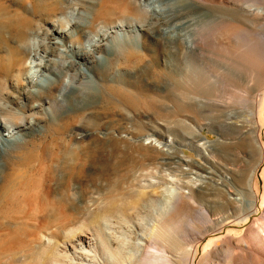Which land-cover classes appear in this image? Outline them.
Returning a JSON list of instances; mask_svg holds the SVG:
<instances>
[{"label":"rangeland","instance_id":"374dc122","mask_svg":"<svg viewBox=\"0 0 264 264\" xmlns=\"http://www.w3.org/2000/svg\"><path fill=\"white\" fill-rule=\"evenodd\" d=\"M54 1L0 0V118L15 125L33 120L32 126L21 130V139L8 147L1 159L4 172L0 176V264H42L52 255L62 258L59 264H79L77 255H81L84 248L91 253L90 258L84 260L85 264H116L120 260L116 250H122L121 243H126L127 251L132 250L131 245L136 239L135 223L125 217L118 219L117 225L122 230L116 241L107 239L105 231L110 233L107 226L112 224L108 218L101 220V231L86 226L87 230L83 232L81 225L89 223L85 213L91 210L127 207L143 189L142 178L158 184L154 189L147 188L148 193L155 192L156 201L145 204L143 217L149 228L157 223L156 230L161 239L182 245L186 238L199 241L202 252L206 244L215 239L214 250L217 246L228 245L229 236L236 237L248 226L264 219L263 153L251 128L241 133L225 121L226 112L249 106L257 77L252 71H243L238 56L227 51L217 38L225 23H206L205 15L196 10L187 11L175 20L188 21L186 30H200L208 49L203 69L215 72L217 77L208 72L203 79L191 76L180 82L160 78L157 72L167 59V50L178 49L177 46L183 43L154 41L145 33L141 45L122 38L112 54H108L106 46L99 50V55L109 57L110 72L121 70L122 75L113 78L101 70L96 75V64L88 63L90 74L96 79L100 77L98 83L102 89L94 109L85 108L88 104L84 105L81 98H76L78 93L73 91H61V95L51 92L48 98L40 101L41 107L32 108L36 103L33 97L17 99L10 89L16 61L11 49L14 44L7 43L5 35L16 24L49 21V14L54 12ZM194 1L204 7H213L224 18L234 17L240 29L239 36L249 28L244 23L245 17L241 14L239 18L237 11L245 15L261 12L256 6H264V0H235L236 5L228 1ZM128 4L126 0H98L96 15H112ZM81 7L87 8L85 4ZM229 9L235 12L234 16L228 13ZM135 11L136 8L128 7L126 15ZM125 19L116 16L109 21ZM261 29L255 28L258 32ZM108 43L110 40L107 39L105 44ZM182 56L180 52V58ZM135 67L140 68L138 74L130 72ZM77 68H86V65L79 61L65 75H71ZM85 80L81 78L77 85ZM10 109L16 113L8 111ZM159 142L170 145L157 147L155 143ZM99 143L108 149L99 154V163L93 160L89 167L87 159L96 153L85 145ZM180 160H188L186 162L193 167ZM166 161L171 162V167H162ZM241 161L245 165L242 166ZM257 164L261 178L254 204L248 180ZM208 166L215 170L217 178H229L231 186L225 187L224 191L213 190L210 195L195 187L197 199L186 212L192 219L188 223L184 216L164 215L162 210L170 206L166 205L167 190L183 187L180 185L191 177L200 179V175L205 176L201 169ZM178 167L189 176L180 178L175 171ZM153 169H156L155 179L151 177ZM91 181L97 187L87 186ZM74 185L100 192L101 198L84 208L72 210V202L66 193ZM236 197H242L241 201L236 202ZM202 205L210 218L195 211ZM54 238L60 243L48 253L49 243ZM85 240L90 241L87 246L83 245ZM179 250L176 252L171 248V254H177L178 264H187L181 261ZM217 255H209L204 259L205 263L209 264L211 259L216 264H228L229 251Z\"/></svg>","mask_w":264,"mask_h":264},{"label":"bare ground","instance_id":"6f19581e","mask_svg":"<svg viewBox=\"0 0 264 264\" xmlns=\"http://www.w3.org/2000/svg\"><path fill=\"white\" fill-rule=\"evenodd\" d=\"M126 1L129 4L125 9L112 15L103 14L98 16L95 11L98 0H55L52 6L54 12L52 11L49 14V21L37 23L31 20L28 23L16 24L11 30L8 29L5 38L7 37L8 39L6 40L7 43L11 41L14 44L11 43L13 45L11 49L14 52L13 54H15V57H13L16 61L12 88L10 89H12V93L16 94L17 99H20V97H33L36 103L31 106L32 108H38L42 105L40 101L48 98L52 93L61 95L63 91L66 93L73 91L78 93L76 98H81L84 105L88 104L85 108L94 109L97 100L102 95V89L98 83V78L100 79V77L96 79L95 76L90 74L88 63L96 64V75L99 74L98 70H101L104 75L113 78L122 75L121 70L110 72L111 61L108 56L99 55V50L106 46L108 54H112L114 48L120 45L122 38L127 39L131 43L135 41V44L141 45L143 42L142 34L145 33H148L154 41H166L168 44L171 40H175L177 44L183 43L177 46L179 50L172 49V47L167 50V59L157 72V76L160 78L167 77L180 82L181 80L187 81L191 76L203 79L208 72H210L211 76L217 77L218 75L215 72L203 69L206 66L205 59L208 56V49L205 47L200 30H186L188 21L175 22L183 13L196 10L198 13L205 15L206 23L220 21L225 23L217 38L223 43V47L227 51L238 56L243 71H252L257 77V81L253 84V93L249 98V106L246 109H242L243 105L241 108L237 107L235 110L226 112L225 121L227 125L234 127L236 131L241 133L251 128V133H253L263 153L262 161H264V14L261 13L264 11V6H256V9L261 10V12L254 11L245 15L237 11L239 18H241V14L245 17L243 19L244 23L249 28L245 31V34L239 36L240 29L234 17L224 18L217 14L213 7H204L194 0H174L173 2H167L168 0ZM213 1H228L234 5L238 3L235 0ZM82 4H85L87 8L83 10ZM128 7L136 8L137 11L126 15ZM228 13L232 16L235 14L230 9ZM116 16L125 17L126 19L116 22L109 21V19ZM256 27L262 29L258 32L255 30ZM107 39L110 40V43L105 44ZM180 52L183 58H180ZM78 60L84 63L86 68H77L71 75H65L67 71L74 69L79 62ZM139 69V67H135L130 72L138 74L140 72ZM81 78H85V82L77 85ZM6 88L9 87L7 86ZM8 111L13 112V109ZM19 123L15 125L0 118V133H2V130L6 131L0 134V176L4 172V168H2L3 160H1L3 153L6 152L8 147L15 145L21 139V130L32 126L33 120L29 119L23 124ZM155 145L157 147H165L169 146L170 143L159 142L155 143ZM85 146V148H89L96 153L87 159V166L89 167L93 160H97L93 162L99 163L101 161L99 154L108 149L106 145L101 143ZM79 147L81 148L82 145H79ZM186 161L188 160L183 161V164H188ZM216 165L214 163V166ZM241 165L245 164L241 161ZM162 167H171V162L166 161L162 164ZM190 167L192 168L193 166L190 165ZM259 167V164L254 167V173L248 180L249 193L254 197V204L259 195L258 180L261 178L258 174ZM175 171L180 178L189 176L188 172L183 168L178 167ZM201 173H204L205 176L200 175V179L191 177L188 182H183L180 185L183 187L167 190L166 205L170 204V206L162 210L164 215L169 217V214L173 213L178 217L184 216L186 217L184 221L188 223L192 219L186 212L188 213L190 208L192 209V204L197 199L195 187L202 193L210 195L213 190L224 191L225 187L231 186L229 178L224 176L217 178V173L210 166L203 167ZM151 177L153 179L156 178V169H153ZM262 177L264 178V170ZM218 179L219 181L221 180V183H219ZM141 181L144 182L142 184L143 189L138 192L137 198L130 202L127 207L109 206L106 209H102V211L91 210L85 213L86 217L90 219L89 223L81 225L83 232H86V226H93L97 231H101V225H103L101 220L108 218L112 220V224L109 225L110 227L107 226L110 229V233L105 231L108 235L107 239L116 241L122 230L121 226L117 225L119 224L118 219L125 217L126 220L129 221L130 219L135 223L136 239L131 245L132 250L127 251L125 248L126 243H121L122 250H119V248L116 250L117 255L120 257L116 264H178L176 260L177 254L175 252L171 254V248L176 250V252L180 249L179 257L182 262L187 264H206L204 259L209 255L212 256L215 253L219 255L225 251L230 253L228 264H264V219L248 226L242 231V234L236 236L238 238L229 236L228 245L217 246L214 250L215 239L210 240L206 244L203 252L199 241L189 238L185 239V245L176 244L174 241L170 242V240L161 239L160 233L156 230L157 223L155 224L154 222L150 228L148 223H146L143 217V213L146 211L145 204L156 201L155 192L150 191L148 193L147 188L154 189L158 184L149 179L142 178ZM70 185L72 187L73 184ZM87 186L97 187V184L91 181ZM100 194V192L84 190L82 186L74 185L66 193V196L72 202L71 209L75 210L78 207L84 208L96 201V199H100L101 196H98ZM241 198L236 197L234 200L239 202ZM85 199L89 203L85 204ZM195 211L201 214L202 217L210 218L203 205L195 209ZM63 213L66 214L65 212ZM73 233H76V231ZM83 235L87 236L85 233ZM63 238L66 240L70 239L64 236ZM59 239H61V236H59ZM103 242H105V239H103ZM59 243L58 238H54L49 243L48 253H52V249H56ZM89 243L90 241L85 240L83 245L87 246ZM43 244H46V242ZM232 245L235 246L233 249ZM84 249L81 255H77V259L80 260L79 264H85L84 260L90 258L89 255L91 253H87ZM127 256H129V260H126ZM60 261H62V258L59 259V257L52 255L46 257L42 264H59L58 262ZM209 261V264L217 263L215 260L210 259Z\"/></svg>","mask_w":264,"mask_h":264}]
</instances>
